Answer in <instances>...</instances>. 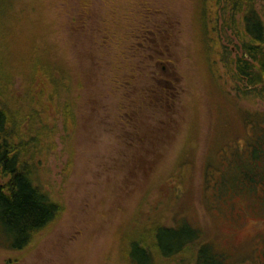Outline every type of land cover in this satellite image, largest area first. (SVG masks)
Wrapping results in <instances>:
<instances>
[{
	"label": "rangeland",
	"instance_id": "374dc122",
	"mask_svg": "<svg viewBox=\"0 0 264 264\" xmlns=\"http://www.w3.org/2000/svg\"><path fill=\"white\" fill-rule=\"evenodd\" d=\"M0 2H11L0 65L23 71L12 92L27 99L31 75L41 79L35 91L48 93L44 71L65 91V75L74 110L66 119L48 103L40 115L50 138L36 171L62 213L21 249L0 232V264H131L133 241L153 247L159 225L185 223L200 240L172 258L153 250L156 264H194L201 243L229 264H264V100L241 97L223 72L228 95L224 65L215 75L201 56L205 5L209 28L218 19V56L241 53L218 2ZM142 28L157 31L149 47ZM123 37L128 47L134 39L130 52Z\"/></svg>",
	"mask_w": 264,
	"mask_h": 264
},
{
	"label": "trees",
	"instance_id": "16d2710c",
	"mask_svg": "<svg viewBox=\"0 0 264 264\" xmlns=\"http://www.w3.org/2000/svg\"><path fill=\"white\" fill-rule=\"evenodd\" d=\"M208 1L202 0V2ZM214 1L219 3L224 13L229 14V20H225L223 26L225 30L226 27L230 29L237 37L241 53L232 57L229 56V51H221L218 56L216 49L219 43L217 36H214L218 31L216 26L218 19L212 21L213 28H209V21L214 17V11L205 5L203 17L197 22L200 28L199 38L202 42L201 56L215 75L220 72L218 67L220 63L224 65L225 71L222 70L218 80L219 83L223 82L225 91L228 85L224 83L223 72L233 82L235 89L243 92L241 97L251 95L264 100V0H261L263 2L261 10L257 7V0ZM10 3L0 2V49L7 46L8 21L6 20L11 9ZM142 30L144 32L142 40L149 47L150 42L154 41L150 32L155 34L157 31L155 28H142ZM119 39L116 37V42H119ZM155 39L159 41V36L156 35ZM132 40L133 43L128 47L125 43L127 39L121 38V43L125 47L123 51H129L126 47L133 48L134 39ZM108 43L109 34H106L101 44ZM163 57L159 55L158 60L163 61ZM5 66V64L0 65V232L11 239L13 248L21 249L32 243L35 237L55 222L62 213V206L46 191L36 171L38 156L46 151L50 138L47 125L40 116L43 112L42 108L47 109L48 103L51 106L56 104L55 114H58L59 110L66 119L72 116L74 110L68 101L72 95L69 89L71 83L66 82L65 75L61 81L66 92L62 90L60 92L57 90L58 75L56 73L49 75V72L44 71L48 76L43 78H46L47 82L51 81L53 87L48 93H45L44 89L41 94L35 91L41 79L37 80L28 74L31 90L29 89L25 99L16 96L10 89L16 75L20 77L23 71L19 70L16 73L11 69L10 73ZM4 67L10 74L1 71V69L4 71ZM226 83H229L228 80ZM62 92L65 100H60L63 98ZM226 93L230 95L231 91ZM39 100L42 102L40 103ZM260 115L263 119L264 114ZM253 136L254 133L249 140ZM255 151L254 156L259 154L257 149ZM159 226L153 233L155 236L153 247L145 245L142 240L131 243L132 251L129 253L131 264H156V253L153 250L166 258H172L175 253L180 256L191 248L190 245L197 243L202 235L199 229L189 223H185L184 229L179 231L168 225V227ZM168 232L170 235H166ZM194 253V264H229L225 254L217 251L209 243H201Z\"/></svg>",
	"mask_w": 264,
	"mask_h": 264
}]
</instances>
